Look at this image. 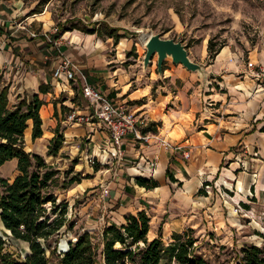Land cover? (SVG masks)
<instances>
[{"label": "crops", "instance_id": "crops-1", "mask_svg": "<svg viewBox=\"0 0 264 264\" xmlns=\"http://www.w3.org/2000/svg\"><path fill=\"white\" fill-rule=\"evenodd\" d=\"M25 15L10 0H0V82L9 86V104L33 94L44 101L42 136L32 139L33 121L28 120L25 149L46 156L58 127L62 150L77 154L81 162L75 166L85 169L79 168L82 178L75 191L99 196L106 209L104 217H110L107 226L125 223V216L144 211L150 218L148 238L162 234L167 238L196 224L198 206L204 203L206 214L219 205L227 210L229 204H264V88L254 79L232 78L234 74L229 72H241V63L227 60L228 53L220 51L204 88L196 73L166 67V62L163 78L157 77L156 66L145 74L130 75L132 71L125 69L123 61L118 62L109 52L110 34L106 40L97 31L62 29L54 34L51 24L41 19L44 13ZM27 26L41 32L32 37ZM61 53L81 66L97 90L114 102L127 103L144 118L141 131L150 134L148 142L129 135L122 141V154L112 156L117 145L94 117L95 108L83 95V81L53 76ZM222 57L227 58L226 63L218 65ZM236 59L241 62L239 55ZM223 67L227 69L225 78L217 80ZM177 81L183 85L177 86ZM214 82L221 86L220 91ZM41 86L48 91L42 93ZM74 110L89 120H69ZM95 159L96 167L90 165ZM12 161L16 166L17 159ZM167 170L174 179L167 177ZM138 177L154 180L157 186L147 189L138 183ZM204 181L212 185L213 192L201 199ZM220 189L230 194V200L224 202Z\"/></svg>", "mask_w": 264, "mask_h": 264}, {"label": "rangeland", "instance_id": "rangeland-1", "mask_svg": "<svg viewBox=\"0 0 264 264\" xmlns=\"http://www.w3.org/2000/svg\"><path fill=\"white\" fill-rule=\"evenodd\" d=\"M10 3L23 9L25 16H36L39 13L32 12L42 10L44 16L41 19L51 24L54 34H59L62 29L81 32L94 30L101 39L106 40L110 28H118L120 38L116 41L114 36L111 37L112 48L109 52L118 62L123 61L125 69L132 71L130 75H136L140 71L145 74L154 66L157 68L156 57L147 69L143 66L146 42L152 34L157 33L163 38L181 40L187 45L190 58L206 69L205 79L197 71L194 72L202 88L210 79L211 64L215 59L209 57L210 39H213L216 49L223 45L221 51L228 53L227 60H235L237 65L242 64L241 72H229L234 74L232 78L251 80L252 73L247 62L252 60L264 63V0H10ZM27 27L38 35L41 32L40 29ZM238 55L241 62L236 59ZM222 59V63L217 62L218 65L226 63V59ZM165 62L168 64L166 67H183L187 72L182 64H175L171 58ZM226 70L225 67L220 70L222 73L216 76L217 80L225 78L223 75L227 73ZM156 75L163 78L158 72ZM175 84L183 85L181 81ZM216 87L220 91L221 86L216 84ZM29 145L30 143L27 147ZM65 150L61 148L56 156H44L48 163L60 170L59 186L74 176L81 179L79 168L81 171L85 170L81 165L75 166L81 162L79 156L75 153L67 154L68 151ZM13 162L8 161L0 167V176L13 180L18 174L17 164L14 166ZM90 165L96 167L99 163L96 159L90 160ZM77 183L70 184L67 189L60 187L55 192L58 201L67 202L66 221L67 225H71L70 228H62L57 253L64 252L69 241L76 240L85 231L90 232L94 244L101 251L102 233L110 217H104L106 209L96 193L86 196L85 193L75 191ZM209 185L199 195L201 199L213 192L212 185ZM220 192L224 202L230 200L228 192L222 189ZM203 206L205 203L202 207L198 206L196 224L181 232L184 235L182 241L193 240L190 250L194 255L211 264H232L243 246L255 244L264 247V229L254 222L256 220L264 226V204L235 207L229 204L230 209L227 210L219 205L218 209L214 208L208 214L204 212ZM251 207L254 208L251 210ZM160 232L162 231L159 230ZM10 234L0 226V236L6 240V249L16 257L23 258L29 252V245L12 238ZM167 236L166 238L162 234L166 245L178 241L172 234ZM172 264L179 263L173 261Z\"/></svg>", "mask_w": 264, "mask_h": 264}, {"label": "trees", "instance_id": "trees-1", "mask_svg": "<svg viewBox=\"0 0 264 264\" xmlns=\"http://www.w3.org/2000/svg\"><path fill=\"white\" fill-rule=\"evenodd\" d=\"M39 12L42 10L32 13ZM118 31V28H110L109 34L116 41L120 38ZM93 32L89 30V33ZM222 47L216 49L210 39L209 57L213 59ZM40 91L46 93L48 90L41 86ZM8 93L9 86H2L0 82V167L16 158L18 174L13 180L0 176V223L4 224L3 229L11 232L12 238L28 243L29 252L23 258L16 257L6 249V240L0 236V264H172L173 261L211 264L192 253L193 240L182 241V233L174 234L178 241L167 245L161 236L150 240V218L144 211L125 216V223L106 226L100 252L90 232L85 231L76 240L69 241L64 252L57 253L61 230L71 225L66 221L67 202L58 201L55 192L60 187L67 189L81 179L74 176L59 186L60 170L44 156L26 151L24 131L28 120L33 121L32 139L42 136L40 110L44 101L38 94H33L10 105ZM62 143L63 136L57 127L47 155H58ZM166 174L174 179L170 170ZM137 181L147 189L157 186L156 181L144 177H138ZM232 264H264V247L243 246Z\"/></svg>", "mask_w": 264, "mask_h": 264}, {"label": "built area", "instance_id": "built-area-1", "mask_svg": "<svg viewBox=\"0 0 264 264\" xmlns=\"http://www.w3.org/2000/svg\"><path fill=\"white\" fill-rule=\"evenodd\" d=\"M57 31V29H56ZM31 36L35 37L38 34L30 31ZM62 57L53 70V76L56 79L65 78L68 81L79 78L83 81V95L95 108L94 117L108 129L109 139L117 145V153H111L112 156L122 154L121 144L124 138L131 135L136 140L148 142L150 134H144L141 127L145 124L143 117L133 111L125 102H114L104 93L97 90L88 82L87 75L82 71L81 66L67 56L61 53ZM248 69L252 73V78L259 84V88H264V63L249 60L247 62ZM68 119L77 122L88 121L89 119L82 115L80 111L74 110L68 115ZM167 146L171 144L166 143ZM175 149L180 147L176 146ZM188 156V153H184ZM202 185L209 188L210 185L204 181Z\"/></svg>", "mask_w": 264, "mask_h": 264}, {"label": "water", "instance_id": "water-1", "mask_svg": "<svg viewBox=\"0 0 264 264\" xmlns=\"http://www.w3.org/2000/svg\"><path fill=\"white\" fill-rule=\"evenodd\" d=\"M146 48L147 50L143 59L144 69H147L149 64L152 63L153 58L156 57L157 72L162 76L164 62L171 58L175 64H182L188 71H197L202 79H205L207 75L206 69L190 58L187 45L181 40L163 38L159 33L152 34L146 42Z\"/></svg>", "mask_w": 264, "mask_h": 264}, {"label": "bare ground", "instance_id": "bare-ground-1", "mask_svg": "<svg viewBox=\"0 0 264 264\" xmlns=\"http://www.w3.org/2000/svg\"><path fill=\"white\" fill-rule=\"evenodd\" d=\"M143 36H144V35H143ZM144 37H145V36H144ZM146 38H147V37H146ZM146 38H145V39H146ZM142 39H143V37H142ZM145 39H144V40H145ZM142 42H143V41H142ZM144 42H145V41H144ZM0 226H2V224H1V223H0ZM2 227H3V226H2ZM260 229H261V228H260ZM27 244H28V243H27ZM28 250H29V249H28Z\"/></svg>", "mask_w": 264, "mask_h": 264}]
</instances>
